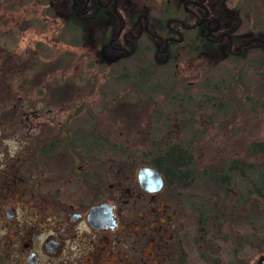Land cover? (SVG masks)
I'll return each mask as SVG.
<instances>
[{"label":"flooded vegetation","instance_id":"obj_1","mask_svg":"<svg viewBox=\"0 0 264 264\" xmlns=\"http://www.w3.org/2000/svg\"><path fill=\"white\" fill-rule=\"evenodd\" d=\"M258 8H264V0H0V12L15 13L9 21L14 33L0 37L18 39L29 32L28 36L36 37L34 41L50 42L52 10L58 19L69 10L80 19V42L89 43L93 50L99 48L97 55L108 62L106 69L117 68L125 74L132 67L143 70L156 64V75L169 81L160 86L179 97L175 100L178 107L170 114L175 121L183 114V118L193 115L191 100H197L198 89L206 90L209 98L193 109V129L199 122L202 131L212 130L207 122H212L213 108L208 105L215 90L216 104L226 122L222 130L234 137L242 131L237 125L233 132L228 124L234 104L243 99V105L250 102L253 108L248 113L258 119L264 103V21L251 13ZM234 11H239V21L232 34L229 26ZM39 23L48 31L41 29L37 34ZM96 25L102 27L97 30ZM4 28L0 20V32ZM215 51L226 59L221 70L235 75L236 82L207 83L216 74L217 63L212 65ZM41 54L44 64L38 63L32 49L27 66L15 68L18 74L32 72L31 84L23 81L19 85L25 86V92L38 87L37 71L44 72L45 82L52 72L51 54ZM11 71L13 74L14 68ZM94 72L99 75V67ZM112 85L117 87L115 83L108 86ZM149 86L142 83L144 90ZM0 91L6 96L11 91L13 96L7 99L11 104L2 103L8 105L5 110L10 108L9 113L0 111V264H264L257 263L264 256L263 230L255 240L259 252L252 260L245 255L249 246L242 225L218 227L209 219L212 209L222 218L244 216V148L231 150L235 155L232 162L229 152L222 153L219 180L223 194L212 198L199 194L197 187L201 173L212 170V160L199 166L192 146L173 148L184 151L190 161L159 167L133 160L79 163L74 160L82 158L80 153H70L65 145L68 117L52 126L45 115L43 128L36 131L42 123L36 121L37 116L18 113L14 104L17 94L11 86L1 82ZM117 102L124 101L120 97L100 99L96 106L112 108ZM166 104L159 98L138 101L142 120L137 121L159 122L165 115L159 107ZM177 125L173 139L189 137V129L184 130L186 119L178 120ZM21 127L25 129L23 137L18 136ZM134 128L125 130L126 144L134 146L123 149L148 154V139L160 134L153 136ZM142 167L157 172L161 179L158 192L148 193L139 187L137 172ZM189 187L192 193L186 197L181 190ZM231 235L236 236V243Z\"/></svg>","mask_w":264,"mask_h":264},{"label":"trees","instance_id":"obj_2","mask_svg":"<svg viewBox=\"0 0 264 264\" xmlns=\"http://www.w3.org/2000/svg\"><path fill=\"white\" fill-rule=\"evenodd\" d=\"M8 11L3 10L0 12V20L4 21L5 28L3 32H0L2 35H12L14 33V30L12 27H6V23L11 24L9 21L11 18L7 17ZM233 21L232 24L229 26V30L232 32V34H235L238 28V21H239V11H234V15L232 16ZM40 18H38L39 20ZM52 37H55L58 41L61 43H66L70 47H74L75 49H80V61H83V67L87 70V76L84 75V72H80V87L88 86L86 96L80 97V101L77 104V108L74 110V113L72 115H69L68 117V127L66 128V131H68V136L65 139L67 145L69 147L70 153L76 154L77 152L80 153V163L83 162H125V161H135L141 164H152L156 167H159L160 165H170L173 163L183 162L184 159L186 162L190 161L188 159V155L182 151H174L173 148L178 147H188L191 146L198 138H201V132L202 130H194L193 129V122H194V108L199 109V105L204 104V99L209 98L208 92L206 90H197V100H191L192 102V110L191 112L193 115L188 116L187 118H183L181 116L178 120L186 119V128L184 130H188L189 132L186 133V135H189V137H181L177 140L171 135L172 132L175 130L176 127H178V120L173 121L174 124L172 127L169 125L171 121H169L170 112L178 107V104H175V100H178L179 97L174 94L173 91H169L167 88H164L163 86H160V83H168V80H164V78L156 75L157 73V66L154 63L147 65L143 70L140 69V67H137V69H134L133 67L128 70L125 74L117 70V68L112 69H106L105 67L108 66V62L104 61L100 55H97L99 52V48L97 47L96 50H93L89 43H81L78 42L75 44L73 42L74 34L79 35L80 37V19L78 16L73 15L71 11H67V13L64 14L63 19H58L57 15L54 14V10H52ZM41 21V19H40ZM41 27H37V34L41 33V29L45 30L46 25L42 26V23H39ZM55 27V30H53V27ZM96 29L98 30L102 26L96 25ZM18 37V36H15ZM51 42V41H50ZM41 41H34L32 44V48L37 56L39 57L37 59L38 63L44 64L45 57L41 54L42 50L41 47ZM55 44L53 45V47ZM89 46V47H87ZM67 55V58L69 60L68 64L71 62V55L70 53H65ZM101 54V53H100ZM52 57V56H51ZM233 60H236L234 58ZM60 62V59L57 60ZM55 62V61H54ZM53 65L51 67V71L54 72L55 70H60V68H56L57 66ZM215 63L217 67H215V73L218 71V73H221L220 76L222 79L217 81H212V75L210 76V81H207V83H210L212 81L213 84L216 86L218 83H221V81H225L227 83H233L236 82V76L232 74H228L226 71H222L221 69H224L226 66V59L223 58L220 52H216L213 56L212 65ZM68 66L67 64H64L65 67ZM111 68L113 64L109 65ZM64 67H61L62 69ZM100 69L99 75L94 72L95 68ZM214 67V66H213ZM233 67H236L234 65ZM106 69L108 73H106ZM104 70V71H103ZM90 71V74L89 72ZM226 75V77H225ZM10 79H12V73L8 75ZM171 77V76H170ZM8 78V79H9ZM100 79L101 81H99ZM229 79V82H228ZM71 81V79H70ZM171 81V80H170ZM25 83L31 84V78L26 79L24 81ZM36 82V80H35ZM148 82L149 87L148 90H144L142 88V83ZM223 82V83H225ZM71 83V82H70ZM116 84V88L114 85L108 86L110 84ZM159 83V84H157ZM157 85V87H156ZM204 84L203 86L208 89V85ZM38 88L35 89V93L41 94ZM203 92H206V94L202 95ZM214 92H216L214 90ZM9 94L11 95L12 92L9 91ZM94 94V95H92ZM146 94L151 96H146ZM212 95L210 104L214 105L210 106L212 107V115L216 117L217 115L221 114V108L219 109L218 105L216 104L217 95L215 93H210ZM92 96V99H89V97ZM94 96V97H93ZM158 96V97H157ZM120 97V99L127 104L130 105H136L138 101H147V99L151 101H155L158 98L163 99L166 101V105L159 107L160 110L164 112V117L161 118L159 122H152L151 119L147 120L144 123H141V121L136 122V127L134 128L135 131L144 132L149 131L152 133V135H158L161 137H150L148 139V146H149V152L148 154L142 153L140 150L132 151V150H124L125 147H132L134 145H128L119 144L116 142L117 139H112L108 136L98 135L95 133L94 129V113L92 112L91 106L92 104H96L97 100L100 99H106V100H117ZM7 98V96H6ZM213 99V100H212ZM8 105H5L4 107H7ZM181 106H183L184 110L187 111L186 104L184 102L181 103ZM263 105H260V107ZM109 108V107H106ZM217 108V109H216ZM252 110V106L250 107ZM264 109V107H261ZM3 109V106H0V111ZM147 108H143V110H146ZM148 109H151V107H148ZM226 110V109H225ZM229 113V112H228ZM225 114H227L225 112ZM224 114V115H225ZM80 119V122L84 121L83 118H86L87 123L84 125L83 129L80 130L81 133L75 134V130L73 129L71 123L74 122L76 119ZM175 119V118H174ZM73 120V121H72ZM79 121V120H78ZM93 123V125H92ZM154 123V124H153ZM208 126L213 125V122L208 121ZM226 122H223V119L218 121V125L224 126ZM142 125L144 127L142 128ZM71 127V128H70ZM185 139H188L186 141ZM55 140V139H54ZM58 141H61V139H56ZM261 145H256L258 149H254V151H257V154H263L264 153V142L260 143ZM55 145V144H54ZM157 147H160L159 151H157ZM254 151L252 153H245V160H244V196L243 201L245 205V216L242 218H222L219 215L215 213V211L212 209V212L209 214V219L213 223L214 226H224L227 224L228 227H238L242 225L243 227H247L248 230H246L245 236H246V247L249 246V249L252 248V250L256 249V239L258 238L259 230L264 231V161L262 163H255L254 161L248 162L247 158H253ZM72 156V154H70ZM212 162V170L207 171V173H201L200 178L198 180L197 186H200L204 188L202 194L211 196L212 198H220L222 193V187L220 183V172L219 169H217L216 165L217 162ZM251 164V165H249ZM214 167V168H213ZM175 169V168H174ZM236 177V174L234 178ZM202 181V182H201ZM256 189H259V194L256 193ZM204 218V217H202ZM200 220V218H198ZM262 231V232H263Z\"/></svg>","mask_w":264,"mask_h":264},{"label":"rangeland","instance_id":"obj_3","mask_svg":"<svg viewBox=\"0 0 264 264\" xmlns=\"http://www.w3.org/2000/svg\"><path fill=\"white\" fill-rule=\"evenodd\" d=\"M252 14L255 13L258 20L261 22L264 21V8L258 10H253ZM7 17L13 19L15 17V13L10 11L7 13ZM12 24L7 25L6 27H10ZM53 27V30H55ZM82 28V26H80ZM45 30L48 31V28ZM52 30V28H51ZM44 35V33H42ZM26 32L23 36L20 35V38H5L0 37V83H7V86H11V89L14 90L15 95L14 98L16 99L15 103L19 114L22 116L31 115L35 117L38 123H42L36 131H39L43 128L45 120V115H47L48 119L52 120V126H55L57 122L62 121L65 117H69L74 113V110L77 108V104L80 101V97H85L88 86L80 87V72H84V75L87 76V70L82 69L83 61H80V49H75L74 47H70L66 43H61L55 37H52L51 42H44L42 41L41 49L42 53L48 54L52 56L51 67L53 65L57 66L56 68H60V70H55L54 72L48 73L46 77V82L44 80V72L37 71L36 83L38 84V88L41 90V94L35 93V89L33 91H26L25 86L19 88V85L25 81L26 79L31 78L32 72H25L23 74H18L15 68L18 70H23L24 65L27 66V60L32 52V44L34 41L31 34ZM42 35V37H43ZM53 35V33H52ZM50 36V35H48ZM47 36V38H48ZM79 35L74 34L73 42L77 44L80 42ZM30 40H29V39ZM55 46L53 47V45ZM65 53H70L71 62L68 64L69 60ZM8 56H17L8 58ZM21 57V58H20ZM26 59V60H25ZM60 59V62L57 60ZM45 62V59L44 61ZM64 64H67L68 66ZM17 66V67H16ZM61 67H64L63 69ZM12 68H14V72L12 74V79L9 78L8 75L12 72ZM90 74V71H88ZM42 74V75H40ZM221 73H217L212 75V81L221 80L222 77L220 76ZM226 77V75H225ZM9 78V79H8ZM14 78V79H13ZM71 79V81H70ZM101 81L100 79H98ZM42 81V86H41ZM71 82V83H70ZM11 84V85H8ZM16 85L17 87L13 86ZM18 88V91L16 90ZM32 92V93H31ZM215 93V92H213ZM94 95V94H92ZM94 97V96H93ZM12 94L7 96L2 91H0V106L5 107L2 103H9L10 101L7 99H12ZM246 98V97H244ZM92 99V96L89 97ZM245 99H243L244 101ZM3 101V102H2ZM196 101V99L194 100ZM242 101V102H243ZM237 105L234 104V113L233 118L228 121L230 124L232 131H236L237 125H239L242 129L240 132V136L230 137L225 134V130H222L223 126L218 125V121L222 120L223 117L221 114L214 117L212 115V130H203L201 132V138H198L193 144H191L192 148L190 149L191 152H195L194 161L199 165L205 163V161L210 162L211 160L217 162V169L221 168L222 160V153L229 152V162H232L235 159V155L231 154V150H236L237 148L241 147L244 148L246 153H252L254 149H258L256 145H261V142H264V109L260 108V116L258 119H255L252 115L248 113V110H251L250 102H246L245 105L242 104ZM99 103V102H98ZM139 104V103H138ZM46 105V106H45ZM50 105V106H47ZM240 105V106H239ZM261 107H264V103H262ZM210 106H208L209 108ZM103 106H96V104H92L91 109L94 113V126L95 133L98 135H105L107 136L110 134V138L117 139L116 142L119 144H126L128 141L127 135L125 130H133L135 122L137 119L142 120L140 108L141 105H130L124 102H117L115 103L114 107L107 108ZM198 109V108H197ZM217 109V108H216ZM220 109V107H219ZM241 109V110H239ZM10 108L4 111V113H9ZM34 112V113H33ZM173 115V113H170ZM33 120V118L31 119ZM79 120V121H78ZM84 121L80 122V119L76 117L74 122L71 123L73 129L75 130V134L81 133L80 130L83 129L84 125L88 124L86 118H83ZM240 124H236L237 122ZM73 121V120H72ZM169 125L172 127L174 124V117H170ZM154 124V123H153ZM25 127L28 125V121L24 124ZM137 125V124H136ZM135 125V127H136ZM71 128V127H70ZM130 128V129H129ZM198 130L202 129V126L199 125V122L196 125ZM240 130V129H238ZM130 133V131H128ZM25 129L21 127V130L18 132V136L23 137L25 134ZM188 141V139H185ZM199 148V149H198ZM264 153L257 154L255 158H247L248 162L254 161L255 163H262L264 161ZM74 161L80 163V159H75ZM264 163V162H263ZM214 168V167H213ZM199 194H202L204 188L197 186ZM182 194H186V197L189 196L192 192L190 187L185 189L184 191L181 190ZM244 216L246 212H243ZM243 230H248L247 227H243ZM230 237L235 238L233 240L234 243L237 242L236 236L231 235ZM231 244H228L227 252L230 255ZM259 250H252L245 249V255L248 259H255L257 257Z\"/></svg>","mask_w":264,"mask_h":264},{"label":"water","instance_id":"obj_4","mask_svg":"<svg viewBox=\"0 0 264 264\" xmlns=\"http://www.w3.org/2000/svg\"><path fill=\"white\" fill-rule=\"evenodd\" d=\"M137 183L139 187L148 193H156L161 188V179L153 169L142 167L137 172ZM264 263V256L257 263Z\"/></svg>","mask_w":264,"mask_h":264}]
</instances>
